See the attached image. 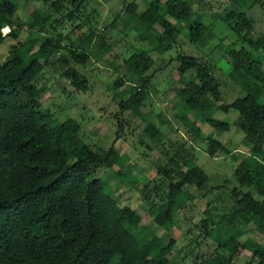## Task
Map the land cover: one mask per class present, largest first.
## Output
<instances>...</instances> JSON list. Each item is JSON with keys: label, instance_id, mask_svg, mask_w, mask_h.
<instances>
[{"label": "trees", "instance_id": "trees-1", "mask_svg": "<svg viewBox=\"0 0 264 264\" xmlns=\"http://www.w3.org/2000/svg\"><path fill=\"white\" fill-rule=\"evenodd\" d=\"M92 1L39 0L47 9L22 20L17 0H0V46L28 32L26 40L0 63V264H171L169 257L177 243L174 217L194 199L186 187L208 190L209 176L196 165L195 148L185 141L158 171L170 179L160 196L162 202L153 203L149 210L156 227L165 231L158 236L143 227L141 215L122 206L100 179H90L98 168L118 164L115 146L94 150L80 137L78 122L58 123L43 109L37 80L52 57L67 52L58 60L63 74L77 91L86 92L88 79L76 66L84 68L92 58L109 53L110 29L117 30L121 24V32L133 34L137 44L122 59L134 81L119 77L113 85L115 98L121 112H132L148 122L145 135L160 145L164 135L149 121L150 113H142L152 85L149 73L159 57L172 51L184 28L195 45H204L212 30L202 17L195 16L190 1L143 0L144 11L135 1L123 3L110 28L99 33L89 12ZM216 3L215 19L225 23L242 43L239 49L231 48L227 57L228 77L244 96L224 103L222 83L209 62L182 53L175 57L184 84L177 96L186 110L182 121L190 138L196 142L203 136L188 114L218 133L235 126L245 135L244 156L238 154L239 149L231 150L214 139L207 142L209 156L221 154L234 160L237 186L225 212L217 213L209 205L196 226L202 242L213 241L215 253L224 256L202 264H232L243 251L252 254L254 264H264V244L244 239L247 230L264 236V34H256L255 20L246 11L255 6L264 9V0ZM68 24L71 29L65 34ZM78 29L85 32L70 42ZM3 30L10 31L4 34ZM67 41L68 46H63ZM231 110L238 112L233 123L214 117L215 111ZM151 191L150 183L142 190L150 201Z\"/></svg>", "mask_w": 264, "mask_h": 264}, {"label": "rangeland", "instance_id": "rangeland-1", "mask_svg": "<svg viewBox=\"0 0 264 264\" xmlns=\"http://www.w3.org/2000/svg\"><path fill=\"white\" fill-rule=\"evenodd\" d=\"M20 4L18 16L27 20L28 15L36 10L44 12L47 7L39 0H17ZM137 2L139 10L144 11L143 0H93L89 6L92 13L91 20L97 31L103 32L110 28L118 13L124 7L123 3ZM167 0H161L165 3ZM192 4L195 16L203 18L205 24L211 25L212 30L206 36L204 45L192 44L188 37V30L183 29L177 38V43L172 51L158 58L153 71L150 96L146 101L143 114H149V121L154 123L164 135L162 144L157 145L144 131L147 123L143 117L135 116L132 112H121L119 100L115 98L113 85L115 81L126 76V80L134 81L131 74L123 64L122 59L132 54L136 41L133 34L125 35L121 32V24L117 30H111L108 34V44L111 51L99 58H92L84 68H76L87 77L88 91H77L70 81L64 76L59 58L67 56L65 50L55 54L50 65H46L43 73L37 80L38 87L42 90L40 100L43 109L48 110L58 123L74 120L81 126L80 137L83 142L94 150H108L113 145L119 154V162L112 167H100L90 177L100 179L108 191L114 193L122 206H130L142 217V226L150 229L158 236H164L165 231L156 227L150 208L153 203H161L160 196L164 195L169 180L164 173L159 174L160 167L167 164L185 141L195 148L196 165L201 167L209 176L208 190L198 191L195 187H186V190L194 196L188 201L186 208L174 217V235L177 239L176 246L170 255L171 264H202L209 258H223L215 253V245L211 240L202 242L200 232L196 226L204 219V211L209 205L217 213H222L231 205L230 193L237 186L234 178L236 163L231 157L217 155L211 157L207 154L209 139H214L231 150L239 149V155L244 156L246 144L245 135L235 126L226 133H218L207 124H202L194 115L188 114L192 124L200 128L201 139L193 141L190 138L182 118L186 113L177 90L184 84L180 80L177 69L179 67L175 57L178 53L202 58L215 68V75L222 83V100L230 104L237 98L243 97L241 88L228 77L229 59L228 51L231 48H241L242 43L222 21H217L215 15L219 11L216 3L218 0H204L214 8L208 9L200 0H187ZM221 1V0H220ZM248 11L250 17L255 20L256 34H264V9L255 6ZM121 21V19H120ZM70 26L66 25L65 34H69ZM10 30H3L7 34ZM85 30H76L70 36V42L77 40ZM28 32L24 30L18 40L8 39L0 46V63H4L11 54V49L24 42ZM63 46H68L69 42ZM127 85L122 86L121 92ZM217 120L233 123L238 112L231 110L229 113L215 111ZM122 124V130L119 128ZM196 140V139H194ZM122 173V174H121ZM171 181H176L172 175ZM152 188L151 201L142 195L145 185ZM220 186V187H219ZM219 187V188H218ZM213 188V190H211ZM225 212V211H224ZM252 238L264 244V236L253 231H246V238ZM213 253V254H212ZM252 254L243 251L234 259L232 264H254Z\"/></svg>", "mask_w": 264, "mask_h": 264}]
</instances>
